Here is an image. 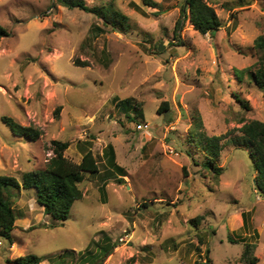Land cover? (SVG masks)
I'll return each instance as SVG.
<instances>
[{
	"label": "rangeland",
	"instance_id": "1",
	"mask_svg": "<svg viewBox=\"0 0 264 264\" xmlns=\"http://www.w3.org/2000/svg\"><path fill=\"white\" fill-rule=\"evenodd\" d=\"M110 1L129 16L126 29L57 0H0L10 32L0 43V176L21 182L44 169L53 140L69 141L65 154L76 162L79 144L90 142L100 163V172L85 173L83 198L66 220L45 213L35 188L9 187L16 226L11 242L0 230V264L29 254L41 264H90L110 240L118 246L104 264H194L207 248L212 264H248L247 244L253 264H264V194L238 130L264 121V88L249 76L264 65L255 49L264 0H206L222 23L214 34L195 29L185 0H85ZM164 101L171 109L160 113ZM6 116L40 137L15 135ZM195 121L208 136L230 133L217 180L188 141ZM110 146L115 166L104 154Z\"/></svg>",
	"mask_w": 264,
	"mask_h": 264
},
{
	"label": "trees",
	"instance_id": "2",
	"mask_svg": "<svg viewBox=\"0 0 264 264\" xmlns=\"http://www.w3.org/2000/svg\"><path fill=\"white\" fill-rule=\"evenodd\" d=\"M60 4L67 7L78 6L86 11L93 12L102 18L105 24H110L113 28L126 29L130 25L129 16L119 10L113 1L108 2L102 6L90 7L85 0H57ZM155 6L152 0H144ZM187 10V18L194 25L195 29L202 34L208 32L214 34L221 27V19L218 16L215 8L206 0H185L184 13ZM10 34L7 27L0 25V43L3 37ZM255 49L260 62H264V38L259 37L255 43ZM76 64H80L77 59ZM248 69L237 71L240 80L243 79L244 72ZM249 76L255 79L256 84L260 88H264V65H261L255 72H249ZM237 100L241 103L243 108L249 109V102L241 96L237 95ZM129 102V101H127ZM119 103V102H118ZM119 106L125 107L124 101H121ZM171 104L169 101H164L159 107L160 113L170 111ZM59 108L57 109L58 113ZM129 120H136L135 116L125 112ZM198 120V119H196ZM4 121L15 135L29 137L31 139L39 138L41 131L33 126H27L19 123L11 117H4ZM194 130H191V138L188 141L193 143L196 147L202 148L205 153V158L202 161V167L205 171L212 174L214 179H218L223 172L224 167L217 164V159L221 156L222 142L228 136V133L220 135L208 136L203 131H198L201 123L195 121ZM248 140L250 146V154L252 156V163L254 165L256 175L255 184L259 191L264 194V121L253 119L245 122L238 129ZM90 142H81L79 148L82 151V159L76 162L70 159L66 154V150L70 146L69 141L53 140L52 141V156L47 160L44 169H34L24 172L21 182L12 176H0V230L3 236L10 242L12 241V231L16 224V214L13 207V198L9 187L20 189L22 187L35 188L38 202L44 207V211L50 214L57 220H66L71 212L72 206L76 200L82 199L84 192L80 186L83 181L85 173L100 172V163L95 155ZM110 164H115V152L112 146L104 153ZM195 158V157H193ZM196 160V159H195ZM198 163V160H196ZM115 166V165H114ZM120 175H124L122 168L116 167ZM113 171L110 170V173ZM119 181L122 180L120 177ZM148 204L144 202L143 207ZM197 220V219H195ZM194 220V222H196ZM203 241L200 236V242ZM118 246L117 243L106 241L103 243L102 257L100 260L91 262L90 264H104L107 257L112 254L114 248ZM252 245L247 244L244 250L243 259L248 264L256 262L257 257H251ZM81 261L82 258L80 257ZM79 259V260H80ZM43 257L36 254H29L21 256L14 260L16 264H41ZM80 261V263H81ZM60 264H63L60 262ZM194 264H212L210 257V249L207 248L205 257L201 260H196Z\"/></svg>",
	"mask_w": 264,
	"mask_h": 264
},
{
	"label": "built area",
	"instance_id": "3",
	"mask_svg": "<svg viewBox=\"0 0 264 264\" xmlns=\"http://www.w3.org/2000/svg\"><path fill=\"white\" fill-rule=\"evenodd\" d=\"M142 126H145V123L144 122H138V127L142 128Z\"/></svg>",
	"mask_w": 264,
	"mask_h": 264
}]
</instances>
